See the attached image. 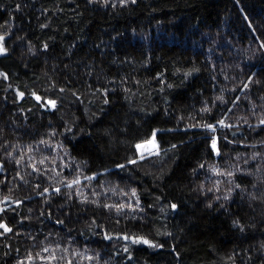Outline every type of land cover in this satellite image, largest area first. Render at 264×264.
<instances>
[{
    "label": "trees",
    "instance_id": "trees-1",
    "mask_svg": "<svg viewBox=\"0 0 264 264\" xmlns=\"http://www.w3.org/2000/svg\"><path fill=\"white\" fill-rule=\"evenodd\" d=\"M0 38V264H264V0H0Z\"/></svg>",
    "mask_w": 264,
    "mask_h": 264
},
{
    "label": "rangeland",
    "instance_id": "rangeland-1",
    "mask_svg": "<svg viewBox=\"0 0 264 264\" xmlns=\"http://www.w3.org/2000/svg\"><path fill=\"white\" fill-rule=\"evenodd\" d=\"M6 52L5 47L3 46V38H0V55L4 54ZM214 127H211V130H213ZM214 147H216V143L213 142ZM140 152L142 156L150 155L159 152V146L158 143L155 140V137H153L151 140L145 142L140 147Z\"/></svg>",
    "mask_w": 264,
    "mask_h": 264
},
{
    "label": "snow or ice",
    "instance_id": "snow-or-ice-1",
    "mask_svg": "<svg viewBox=\"0 0 264 264\" xmlns=\"http://www.w3.org/2000/svg\"><path fill=\"white\" fill-rule=\"evenodd\" d=\"M38 99H39V98H38ZM50 103H52L53 106H54V102H50ZM213 146H215V145H213ZM137 147H140V146L138 145ZM173 207H175V205H173ZM0 227H5V226L0 225ZM6 230H8V229H6ZM143 242H144V243H149L147 240H144Z\"/></svg>",
    "mask_w": 264,
    "mask_h": 264
}]
</instances>
